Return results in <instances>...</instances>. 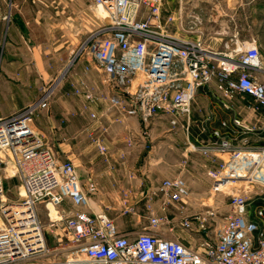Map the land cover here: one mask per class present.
Wrapping results in <instances>:
<instances>
[{"label": "built area", "instance_id": "2783aa9c", "mask_svg": "<svg viewBox=\"0 0 264 264\" xmlns=\"http://www.w3.org/2000/svg\"><path fill=\"white\" fill-rule=\"evenodd\" d=\"M92 1L102 10L103 23L81 41L65 74L81 61L86 73L95 70L103 75L105 84L117 89L108 98L111 108L137 118L145 130L162 116L173 125L190 119L203 88H212L228 110L234 100L248 99L247 108L260 115V124L235 118L233 126L244 135L264 130V80L259 77L261 57L255 42H235L218 52L206 45L198 17L165 15L162 0ZM6 19L0 15V23ZM71 87L88 108L99 99L85 81ZM51 96L52 90L46 91L23 111L0 118V152L9 153L12 177L20 182L19 199L8 202L0 177V264H34L26 260L44 241L37 206L65 201L72 211L59 219L48 214L51 227L63 221L72 244V254L61 264H264V145L254 147L247 139L237 145L219 131L207 142L189 145V153H201L212 163L208 170L211 193L229 197L230 212L218 224L214 238L201 240L199 248L157 231L171 223L168 213L175 205H181L174 209L179 226L186 230L208 233L218 220V212L211 207L193 215L185 213L184 200L190 190L181 177L155 185L152 197L159 199L162 213L150 216L143 231L124 234L106 214L92 209L90 194L97 191L96 183L89 179L84 192L74 164L60 161L32 127L49 109ZM222 126L229 128L226 122ZM135 139L130 136L127 144L135 145ZM94 142L102 155L107 154L100 139ZM0 164L6 167L2 159Z\"/></svg>", "mask_w": 264, "mask_h": 264}, {"label": "rangeland", "instance_id": "374dc122", "mask_svg": "<svg viewBox=\"0 0 264 264\" xmlns=\"http://www.w3.org/2000/svg\"><path fill=\"white\" fill-rule=\"evenodd\" d=\"M11 1L0 0V15L2 17L7 16V19L0 23V87H2V78L6 75L2 72V69L4 66L11 65L17 79V89L15 90L14 83L8 85L14 97L12 101H2L0 103V109L8 111L1 118L10 117L23 111L38 101L46 91L52 90L51 101L55 92L57 93L60 88L61 83L65 82L69 76L70 72L68 71L65 74V71L69 67L68 64L71 63L81 41L103 23V12L92 0H22V3L17 5H13ZM230 1L228 6L229 16L234 14L232 13L234 5L238 4V1L241 3L240 16L235 13L234 22L229 20L231 21L229 24L231 23V26L233 24L235 29H239L240 32V34L236 33L235 42L239 45L252 42L257 44L262 66V72L259 77L264 80V0ZM220 2L226 3L227 0H220ZM54 67H59L60 73L53 80H50L49 75L50 73L52 74ZM63 73L65 74L64 80L53 88ZM71 91L73 93L72 87ZM246 100L249 101L246 98H238L231 102L232 104L229 103L231 110L226 109L223 103L217 101L225 113L224 119H226L225 121L228 125L232 124L235 118L254 124L250 115L251 111L247 108ZM46 111L48 110L43 111L34 120L32 127L39 137L58 155L60 161L70 160L74 164L77 173L80 171V173L85 175L86 160L87 158H98V148L97 150L94 148L71 150L68 153L71 157L63 152V147L57 146L54 148V145L46 136V124L43 121ZM160 118H156L147 130L142 127L138 133L134 132L133 134L136 138L134 147L137 146L142 153L146 152L148 154L147 156H149L151 163L148 165V170L156 176L173 172L176 167L175 162H179L182 159L180 153L175 151V148H169V143L176 145L177 151L180 149L179 144L187 149L191 143L198 144L203 140V142H207L212 139L214 131L221 132L224 138L232 139L237 145H241L245 139H247L249 144L257 142L258 137L256 138V134L263 133L261 138H264V130L244 135L240 130L234 132L230 126L225 129L221 123L218 125L214 122L213 116L211 120L213 121V123L211 122L213 128L210 129L209 133L197 131L194 134V138H197L198 142H194L191 138V130L187 132L186 128L181 125V122L184 124L182 120L185 119H179L177 125L173 126L169 117ZM143 132H147L148 135H144ZM90 138L93 140L100 139L102 142L104 139L102 135L96 138L95 136H90ZM262 139L260 141L264 142ZM195 154L198 153L196 152ZM199 155L202 154L199 153ZM1 159L6 166L4 167L3 164H0L2 167H0V177L4 187L3 198L7 199L8 202H14L20 196V182L16 177H12L13 172L9 169L11 165L9 153L0 152ZM164 168L166 172H164ZM208 181L206 194L193 195L190 191L189 197L184 200L185 213L187 215L205 212L209 207L218 212V220L208 233L189 231L179 226V216H177L174 208L181 205L170 207L168 216L171 223L159 227L157 231L167 237L179 239L194 249L200 247L201 240L213 239L218 224H221L224 216L230 212L229 197L224 193H211L212 181L209 177ZM155 185L149 184L147 186L143 183L139 194L124 190L119 195L111 198L107 207L103 206L101 208L93 204V202L96 203L100 200L99 197L90 194V198L93 201H91V207L96 213L106 214L121 233L134 235L148 227L150 216L162 213L159 199L152 197ZM237 186L239 187L241 184H237ZM262 197L264 198V195ZM255 203H258V201ZM46 204L40 203L37 206L38 222L44 238L43 245L29 256L26 260L27 263L61 264L73 252L72 244L63 230V221L56 223L55 227H51V219L48 216L50 213L51 218L59 219L64 215V212L72 211V205L65 201L57 206L47 204L46 208Z\"/></svg>", "mask_w": 264, "mask_h": 264}, {"label": "crops", "instance_id": "0c3cea01", "mask_svg": "<svg viewBox=\"0 0 264 264\" xmlns=\"http://www.w3.org/2000/svg\"><path fill=\"white\" fill-rule=\"evenodd\" d=\"M162 1L165 15L182 13L187 18L198 17L202 21L201 30L205 36V43L213 50L222 52L227 45L235 44V35L236 33L240 34V32L239 29H235L233 24L231 26L229 22H234L235 13L240 16L241 3L239 1L238 4L235 3L236 5H234L232 11L234 14H231V16L228 12L230 0H227L226 3H222L220 0ZM234 2L236 1L234 0ZM11 3L17 5L22 3V0H12ZM182 35L194 36L183 33ZM85 65V63L79 61L71 67L66 81L61 83L57 93L55 92L50 101L49 109L44 114L43 121L46 124L47 139L51 141L54 148L57 146L63 147V152L66 155H69L68 153L75 149L88 150L94 148L97 150V146L90 136L96 138L102 135L104 137L103 145L107 148V154L102 155L98 152V158H87L86 174L84 175L80 171L77 173L84 192H88V181L86 183V180L92 179L96 183L97 191L93 195H97L100 200H96V203L91 200L93 204L100 208L107 207L110 204V199L124 190L139 194L143 183L147 186L149 184L155 185L172 177L183 178L193 195L206 194L209 184L208 170L212 168V163L199 153H189V148L186 149L183 145L179 144L180 149L177 151L176 145L169 143V148H175V151L180 153L182 158L181 161L175 162L176 167L173 172L158 176L150 173L148 165L151 163L148 154L146 152L142 153L137 146L127 144V138L132 136L134 132L138 133L143 127L142 124L137 118L126 117L117 109L111 108L108 98L115 94L117 89L106 85L105 78L97 71L92 70L86 73L84 71ZM59 69V67H54L52 74L49 75L50 80H53L60 73ZM13 70L11 65L4 66L2 69V72L6 75L3 76L1 81L0 103L2 101H12L14 97L11 88L8 86L14 83L15 90L17 89V79ZM81 81L87 82L99 96L97 102L89 108L86 107L83 99L74 96L71 91V84H78ZM217 101L219 99L212 88L200 89L192 105L190 119H185L186 121L181 119L184 122V124L181 122L182 127H185L187 132L191 130L193 134V136L191 134L192 141L198 142V139L194 138L197 131L200 133L210 132V129L213 128L211 124V122L213 123L211 121L213 116L214 122L218 125L226 122V119H224L225 113ZM5 112L8 111L0 109V118L6 115ZM91 113L97 116L95 120L91 118ZM250 115L254 124H260L261 120L258 118L260 115L256 116L252 113ZM162 118L167 117L162 116L160 119ZM229 126L232 127L234 132H238L233 124ZM256 135L258 141L250 145L254 147L264 145V142L260 141L263 133ZM56 156L60 159L57 154ZM69 156L71 157V155ZM164 172H166L165 168Z\"/></svg>", "mask_w": 264, "mask_h": 264}]
</instances>
